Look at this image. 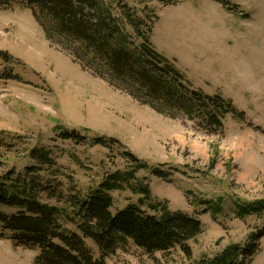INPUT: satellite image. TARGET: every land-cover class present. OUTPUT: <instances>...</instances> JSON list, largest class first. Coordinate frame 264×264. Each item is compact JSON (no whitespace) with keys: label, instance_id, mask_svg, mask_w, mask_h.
<instances>
[{"label":"rangeland","instance_id":"obj_1","mask_svg":"<svg viewBox=\"0 0 264 264\" xmlns=\"http://www.w3.org/2000/svg\"><path fill=\"white\" fill-rule=\"evenodd\" d=\"M26 1L0 0V183L25 204L0 210L56 206L61 223L79 231L74 203L90 200L108 176L135 168L129 152L169 174L135 171L154 198L199 219L203 230L189 242L192 258L180 248L148 255L128 240L106 264H195L264 229V209L243 211L264 198V0H224L227 7L217 0H126L156 16L150 38L159 53L196 88L222 94L242 114H228L219 134L158 113L84 69L48 41ZM73 132L84 140L65 138ZM121 184L108 191L113 214L141 197ZM11 237L0 223V264H37L40 250L18 247ZM85 240L98 258L97 244ZM253 264H264V235Z\"/></svg>","mask_w":264,"mask_h":264},{"label":"trees","instance_id":"obj_2","mask_svg":"<svg viewBox=\"0 0 264 264\" xmlns=\"http://www.w3.org/2000/svg\"><path fill=\"white\" fill-rule=\"evenodd\" d=\"M159 1L169 5L181 0ZM217 1L226 7L229 3ZM26 3L53 46L158 113L193 121L197 129L209 134L223 132L228 114L242 116L222 94H208L196 88L173 60L154 48L150 33L156 16L149 17L145 6L137 9L126 0H27ZM65 138L84 140L74 132L66 133ZM110 141L118 143L116 139ZM96 143L107 145L108 141L97 138ZM124 155L135 168L108 176L100 188L90 193V200L74 203V213L81 219L79 231L61 223L56 206L34 204L30 211L16 214L0 210V223L12 233L14 245L39 249L37 264H106V258L128 240L148 255L180 248L192 258L189 242L202 232L201 221L183 211H173L165 201L154 198L149 185L135 176L136 170L150 166L132 153ZM150 169L158 177L169 176L159 167ZM126 182L141 197L137 204L113 214V198L108 191L121 189V183ZM5 187L1 182L0 207L25 206ZM262 209L264 198L243 207L248 212ZM262 235L264 229L253 233L248 244H231L195 264H253ZM87 238L97 244L98 258L88 247Z\"/></svg>","mask_w":264,"mask_h":264}]
</instances>
